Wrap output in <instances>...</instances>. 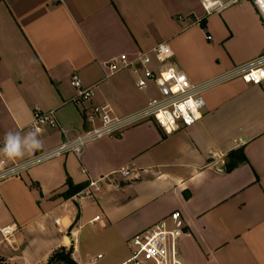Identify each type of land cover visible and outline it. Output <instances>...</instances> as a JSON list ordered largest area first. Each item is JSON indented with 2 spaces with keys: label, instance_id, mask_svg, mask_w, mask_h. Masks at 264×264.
I'll return each instance as SVG.
<instances>
[{
  "label": "crops",
  "instance_id": "0c3cea01",
  "mask_svg": "<svg viewBox=\"0 0 264 264\" xmlns=\"http://www.w3.org/2000/svg\"><path fill=\"white\" fill-rule=\"evenodd\" d=\"M160 43L171 46L191 81H218L204 92L202 118L169 135L146 120L87 143L81 155L1 180L0 228L17 232L14 248L3 244L0 257L46 264L54 250L73 246L78 264H94L102 253L84 244L90 227L86 242L111 254L104 264H126L131 248L121 252V242L130 245L137 231L180 210L185 263L264 264V81L226 77L264 54V13L254 0H0V149L9 132L21 137L22 150L29 133L41 142L15 158L0 152V160L25 161L64 140L60 128L31 130L36 110L56 108L64 128L82 130L91 103L120 116L143 107L155 86L139 89L128 69L107 76L109 66ZM74 74L94 86L92 102L72 101ZM238 148L247 159L227 170ZM123 165L138 176L117 175L119 188L106 183L90 197L63 195L68 179L86 186Z\"/></svg>",
  "mask_w": 264,
  "mask_h": 264
},
{
  "label": "built area",
  "instance_id": "2783aa9c",
  "mask_svg": "<svg viewBox=\"0 0 264 264\" xmlns=\"http://www.w3.org/2000/svg\"><path fill=\"white\" fill-rule=\"evenodd\" d=\"M264 13V3L254 0ZM212 4H208L211 6ZM210 37V36H209ZM128 69L136 76L139 89H149L155 86L157 95L150 97L147 103L126 115H117L109 105L91 103L84 108V117L89 126L85 129L62 126L57 117L56 108L36 110L31 124V130L42 132L47 127L60 128L65 134L64 140L57 146L40 152L25 161L9 162L8 158L0 160V181L21 174L36 164L47 160L75 153L81 155L85 145L104 136H112L132 125L146 120L155 121L166 134H173L182 127H189L202 118L205 106L204 92L212 84L218 82L206 80L196 83L181 71L174 61V52L167 43H160L149 51L135 58L127 54L120 57L109 66L110 76L118 71ZM227 78L240 77L249 84H261L264 81V54L246 64L236 66L226 73ZM76 88L73 102L77 105L92 102L95 97L94 86L84 85L81 77L74 74L71 78ZM122 179H132L138 176L136 168L123 165L112 173L99 179H91L89 183L77 192L76 198H86L100 191L106 183L120 187L116 176ZM96 216L90 223L99 221ZM186 223L180 210H174L153 224L137 231L130 240L131 255L126 264H187L183 261L179 250V241ZM3 244L14 248L15 225L0 228ZM102 257L99 255L96 259Z\"/></svg>",
  "mask_w": 264,
  "mask_h": 264
},
{
  "label": "trees",
  "instance_id": "16d2710c",
  "mask_svg": "<svg viewBox=\"0 0 264 264\" xmlns=\"http://www.w3.org/2000/svg\"><path fill=\"white\" fill-rule=\"evenodd\" d=\"M247 158L244 153L243 148H238L236 150H233L229 153V161L226 165L227 170H231L234 167H236L239 163L245 161ZM68 190L63 193L65 197H71L75 195L77 192H79L81 189L85 187L84 184H73V182L68 179ZM0 264H11L7 262L4 258L0 257ZM17 264H23V263H17ZM46 264H78L76 259L73 257V246L66 247L61 246L53 251V253L50 255L48 261Z\"/></svg>",
  "mask_w": 264,
  "mask_h": 264
},
{
  "label": "clouds",
  "instance_id": "9594fccd",
  "mask_svg": "<svg viewBox=\"0 0 264 264\" xmlns=\"http://www.w3.org/2000/svg\"><path fill=\"white\" fill-rule=\"evenodd\" d=\"M21 137L19 135H13L11 132L5 135V146L0 149L4 155L9 158H15L22 156L25 151L31 152L40 147L41 142L36 138L34 133H29L26 138L27 149L22 150Z\"/></svg>",
  "mask_w": 264,
  "mask_h": 264
},
{
  "label": "rangeland",
  "instance_id": "374dc122",
  "mask_svg": "<svg viewBox=\"0 0 264 264\" xmlns=\"http://www.w3.org/2000/svg\"><path fill=\"white\" fill-rule=\"evenodd\" d=\"M94 194V193H93ZM88 228L90 230H92L90 227H87L84 231H83V241H84V244H88V247H89V251L92 253V254H97V253H102V258H99L98 261H96V263L94 264H104L106 263L111 254L110 252L108 251V249L102 244V243H99V242H96L95 240H91L89 242H86V239H87V233H88ZM98 232H100V230H98ZM97 232L95 231L94 232V236H97ZM122 245L119 247V249L121 250V252L125 251V250H130V245L126 244V242H121ZM3 258V257H2Z\"/></svg>",
  "mask_w": 264,
  "mask_h": 264
},
{
  "label": "snow or ice",
  "instance_id": "6c2138e0",
  "mask_svg": "<svg viewBox=\"0 0 264 264\" xmlns=\"http://www.w3.org/2000/svg\"><path fill=\"white\" fill-rule=\"evenodd\" d=\"M259 2L264 3V0H259Z\"/></svg>",
  "mask_w": 264,
  "mask_h": 264
}]
</instances>
